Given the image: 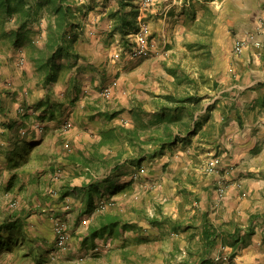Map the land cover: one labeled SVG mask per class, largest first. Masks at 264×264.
Listing matches in <instances>:
<instances>
[{
  "label": "trees",
  "instance_id": "16d2710c",
  "mask_svg": "<svg viewBox=\"0 0 264 264\" xmlns=\"http://www.w3.org/2000/svg\"><path fill=\"white\" fill-rule=\"evenodd\" d=\"M96 1L0 0V57L11 51L14 53L12 56L17 58L16 65L20 68L24 67L27 60L33 62L35 72L40 78V84L49 90L47 98L41 100L37 105L28 107L21 105L18 108V114L23 117V121L20 123V128H17V133H14L13 139L10 140V143L15 145L10 150L12 155L6 156L7 162L0 157V196L1 193H18L26 188V183H29V181H21L23 176L26 177V170L31 168L23 161L29 157L31 147L41 139L42 134L46 131L45 119L47 116L56 114L54 108L58 106L59 102L52 97L53 86L58 83H68L74 90L80 87L79 74L88 67L79 63L83 55L78 50L77 44L84 29L83 20L95 8ZM117 1V8L109 12V15L114 18V24L108 37L119 32L121 39L127 42L124 45H130L131 52L139 44L137 38L128 39V36L137 26L140 8L135 5L134 0ZM185 2L188 4L184 8L185 14L195 17L197 13L196 0H185ZM42 32L44 36H41L45 40L43 47L35 42L34 37L36 33L43 34ZM169 70L174 76V82L178 85L182 78L181 75L173 68ZM70 72H74V74L69 76ZM191 80L196 83L195 79ZM112 82L104 85L103 88L111 85ZM76 100L77 96L71 102L76 103ZM200 103L201 96H198L197 93H188L183 97H178L173 93L159 94L157 98L155 97V111L149 110L142 102L136 103L135 107L130 109L134 125H127L125 122L124 124L107 125L99 130L100 139L94 143L95 148L99 150L101 147H106L111 154L107 156L105 152L101 153L95 150L92 159L98 160L99 165L105 168H111L112 173H108L105 180H97L83 185V193H81L86 206L85 213H91L96 209L98 221V224L91 223L84 241H90L93 244L97 237H104V244L100 248L95 245L94 252L119 248L121 259L129 260L130 256L128 255L132 253L135 259H139L141 255L130 250V245L134 243L133 240L144 241L148 237L145 235L147 231L156 227L161 237L173 230L187 233L185 237L187 239L185 245L187 254H183V247L177 243V252L173 251L172 254L176 252L175 256L182 254V257L175 262L170 260L171 264H237L234 258L239 253L240 244L245 243L248 236L255 233V228L252 225L242 234V226L236 225L233 227L234 229L218 226L208 212L195 211L192 215L175 217L172 213L164 211V205L169 201L167 198L156 204L157 208H155L154 214H151L149 210H143L136 221L126 218L121 211H118L117 199L111 196V194L132 189L130 184L137 178L138 170L135 169L131 174H128L129 177L123 179L124 184L111 180L115 175L113 171H118L122 164L141 166L148 161L147 164L153 165V161H158L168 149L180 141L192 139L195 134L203 130L204 121L208 120L209 113L198 116L195 114ZM1 108L4 110L3 106ZM30 114H37L38 118L31 121ZM103 114L112 120L119 114V111ZM186 118H190L189 121ZM65 121L71 123L69 120ZM15 124L16 121L13 119L11 121L0 120V125L9 129H13ZM40 127H43V130ZM60 130L62 133H66L70 128L61 126ZM20 142H23L22 145H18ZM68 154V159L71 162H80L91 167L89 158L76 157L77 155L72 151ZM166 164L163 163V166ZM2 165L5 166V169L2 168ZM57 167H52L54 176L52 180L50 179L48 189L33 192L31 199L35 204L34 207L23 203L22 209L11 214H5V211L0 208V264H4L5 253L21 250L24 247L29 248V255L34 258V262L37 264L49 260L56 261L60 253L68 250L69 246L64 249L65 251L57 246L55 225L57 221H63L69 231L66 217L72 204L70 198L71 196L78 197L80 192L78 187L72 186L70 183L63 184L61 188L55 187L54 181L63 176V168L58 169ZM147 176L150 175L147 174ZM224 185L226 184L224 183ZM159 186L160 182L158 181L152 186H148L147 190L155 191ZM105 195H108L107 198H104ZM102 200L105 201L103 208L100 207ZM47 202L63 204L65 211L52 214L44 207ZM35 212L39 213L42 217L41 220L32 217ZM145 220L147 223L144 222ZM49 223L52 224V227ZM46 224L52 228L50 231L54 234V245H50V241L45 240L44 235L41 234L42 228ZM129 232H131L130 236ZM69 236L71 237L70 231ZM39 240L41 241L39 242ZM219 243L229 244L233 247L227 257L222 253L215 255ZM48 246L52 248H48ZM27 254L23 253V255Z\"/></svg>",
  "mask_w": 264,
  "mask_h": 264
},
{
  "label": "crops",
  "instance_id": "0c3cea01",
  "mask_svg": "<svg viewBox=\"0 0 264 264\" xmlns=\"http://www.w3.org/2000/svg\"><path fill=\"white\" fill-rule=\"evenodd\" d=\"M214 3L219 15L216 37L221 34L227 37L230 30L236 31L237 37H241L253 34L262 26L258 30L260 33L257 34L262 41V49L256 52L253 51L254 47L247 46L242 53L245 55L244 64L230 66L228 58L226 62L223 57V63L221 58L216 67L220 73V84L215 101L219 106L221 121H225L222 131L226 135H234V139L237 142L240 141L239 144L235 143L223 153L220 170L204 181H200L201 188L197 187L198 191H195L197 209L193 208V213L198 209L201 213L208 212L215 224L223 228L240 225L243 227L242 234L252 225L255 233L248 236L245 243L240 244L235 261L237 264H252L255 258L251 255L256 252L262 254L259 262L264 261V0H215ZM92 21L90 19L89 23H84L86 25L77 44L78 50L83 55L79 63L88 67L79 74V89L74 90L68 83H58L53 86L52 97L59 102L54 108L56 114L47 116L46 131L42 134L43 136L31 147L29 157L25 161L21 159L27 165H32L26 170V177L23 176L21 179L22 182H32V192L29 197L35 190L48 189L50 179L52 180L54 176L52 167L56 166L58 169L63 168V176L54 181L55 187L61 188L65 183L78 187L80 195L70 198L72 204L68 213L73 218L67 217L70 225L72 221L74 224L80 223L70 228L79 234V238L83 241L91 223L98 224V221L96 209L91 213H85L86 206L81 195L82 186L97 180H105L108 173H112L111 168H105L99 165L98 160L92 159L94 151L98 150L94 143L100 139L99 130L107 125L125 122L127 125H134L130 109L135 107L136 103L142 102L149 110L155 111V97L157 98L160 94V92H153L149 87L147 88L149 93L142 95L133 83L128 82L126 75H121L118 76L119 85L115 90L114 99L110 105L105 103L100 90L115 78L116 65H112L110 61L111 54L114 56L113 62L116 61L117 50L115 48L113 53L110 52L109 46L105 43L106 38L104 41L103 34H96V25L90 24ZM111 26L108 25V28L102 31L105 37L112 30ZM41 35L44 36V33ZM99 38L102 39L101 44ZM44 44L45 40L40 46L43 47ZM230 44L232 46V41ZM223 52V48L218 44L217 53L223 55ZM13 54L9 51L0 57V102H3L0 103V120L16 121L13 129L0 125V157L6 162L8 161L6 156L12 155L10 150L15 146L10 143V140L23 121V117L18 114V108L21 105L25 107L37 105L47 98L49 92L40 84L33 62L27 60L24 67L20 68L16 65L17 58L13 57ZM72 74L74 72H70L69 76ZM76 96V103L71 102ZM114 111H119V114L112 120L103 114ZM36 115H29L31 121L38 118ZM65 120L71 121L72 126L68 132L62 133L60 127ZM23 142L18 145H22ZM42 146L46 150L41 151ZM70 151L77 155L76 157L89 158L91 167L80 162H71L68 159ZM98 151L105 152L107 156L111 154L106 147H101ZM34 161L37 162L34 163ZM147 162L141 166L122 164L118 171H113L115 175L111 180L124 184L123 179L129 177L128 174L135 169L141 172L144 180L148 174L145 168ZM2 168L5 169V166L2 165ZM170 176L175 174L171 175L167 171H162L156 175L160 186L155 191H148L139 181L133 180L130 184L132 189L111 194L117 199V210L121 213L135 210L139 215L143 210L157 208L156 204L167 198L169 201L165 203L164 211L177 217L179 209L172 201L173 197L169 195ZM223 182L226 184V192L219 200L216 186ZM22 197L25 200L26 195ZM44 207L52 214L65 211L63 204L55 202H47ZM32 217L38 220L42 218L38 212L32 214ZM127 218L138 220V218ZM50 225L52 227V224ZM78 226L79 229H75ZM103 244L104 237L99 236L93 244L90 241L85 242L84 248L95 251L93 248L95 245L100 248ZM232 250L231 245L219 243L215 255L219 253L228 255Z\"/></svg>",
  "mask_w": 264,
  "mask_h": 264
},
{
  "label": "rangeland",
  "instance_id": "374dc122",
  "mask_svg": "<svg viewBox=\"0 0 264 264\" xmlns=\"http://www.w3.org/2000/svg\"><path fill=\"white\" fill-rule=\"evenodd\" d=\"M214 1L196 0L197 13L194 17L193 15L185 14L184 8L188 5L185 0H151L149 3H145V0H134L135 5L140 8V13L136 23L137 26L129 34L128 39L137 38L136 32L139 29L140 17H142L143 21L145 20L149 23V29L145 35L146 53L140 57H133L131 55L130 45H124L127 42L121 39L119 32L115 33L112 37H108V34L105 37L102 32L105 28H108V25H112L110 28L113 29L114 18L109 15V12L117 8V0H97L95 8L83 20V25H86L84 23H89L90 19H92L93 21L90 24L96 25V34H103V40L106 38V41H104L109 46L110 52L113 53L115 48L117 50V55H115L116 61L113 62L114 56L112 54L110 61L112 65H116L117 69L115 78L112 79L113 81H117V84L114 86V95L107 98L102 94L105 87L100 90L106 104L110 105L114 99L115 90L119 85L118 76L121 75H126L128 82L133 83L141 91L142 95L149 93L147 88L150 87L153 92H160V94L173 93L178 97H183L188 93H197L198 96H201V103L197 106L195 114L198 116L209 113L208 120L204 121L203 130L195 134L192 139L180 141L168 149L165 154L166 156L159 158L158 161H153V165L146 164L145 168L148 171V175H150L146 179H142L139 170L136 178L147 189L148 186H152V184L159 181L156 179V175L161 173L162 170L171 173V175L175 174V176H170L169 179V195L173 197L172 201L176 203V207L179 209L178 216L194 214L193 208L197 209L195 205L197 201L195 191H198L196 189L200 187V181H204L217 173L222 164L223 153L235 145V143L239 144L240 141L238 140L237 142L234 139V135H226L222 131L225 121H221L219 106L215 101L220 84V73L216 67L221 58L223 63V57L226 62L228 58L230 66L244 64L245 55H242L243 52L238 54L234 50L235 39L239 38L236 35V31L230 30L227 37L223 34L216 37V31L219 26V15ZM255 31L258 32V29ZM249 35L246 34L241 36V38H248ZM34 37L38 45L43 42L41 34H35ZM102 39L99 40L100 44ZM230 41H232V46ZM218 44L224 50L223 55L217 53ZM247 46L254 47L253 51L255 50L256 52L262 49V46L257 47L254 44L252 46V42H249ZM170 68L177 70L182 77L178 85L174 82V76L170 72ZM191 79H195L196 83L191 82ZM155 82L156 84H154ZM189 119L186 118L187 121ZM65 123L66 121L61 126L64 127ZM40 150L44 151L46 149L42 146ZM213 157H220L221 162L215 172L209 173L206 169L208 161ZM167 159H169L168 162H164ZM163 163L167 164L163 166ZM29 166L32 167V165ZM222 184L220 183L216 186L217 192ZM31 185V182L26 183V188L22 191L20 190L18 193H1L0 208L5 211V214H11L16 212V210L22 209L23 203H28L29 206L34 207L35 204H33L31 199L32 195L29 197L32 192ZM24 194L26 195L25 200L22 197ZM106 196L108 195H105L104 198ZM218 199H222L219 194ZM14 201L18 202L17 206L11 205ZM149 212L154 214L155 208L149 209ZM123 215L126 218L139 219V215L136 214L135 210L125 211ZM67 216L73 218L69 213ZM66 218L68 221V217ZM144 222L147 223L146 220ZM76 224L73 221L71 225L68 224L71 233L68 250L60 253L56 261L49 260L41 264H171L170 260L175 262L182 257V254L174 255L177 252V243L183 247V254H187L185 249L187 243V239L185 238L186 232L173 230L161 237L156 227L150 228L153 232L147 231L145 235L148 237L144 241L137 242L133 240L134 243L130 245V250L141 255L139 259H135L133 253L128 255L130 256L129 260L121 259L119 248L117 250H100L96 253L92 249L85 250V242L79 238V234L73 232L70 228ZM50 228V225L46 224L42 228L41 234L44 235L45 240L50 241V245H54L55 238ZM75 229H79V226ZM128 235L130 236L131 232ZM195 239L197 240V238ZM194 241L193 239L192 242L194 243ZM48 248L52 247L48 246ZM173 251L176 252L172 254ZM23 253L28 254L23 255ZM29 253L28 247L7 252L4 254V264H37ZM224 256L227 257V255ZM251 256L255 258V262L252 264H264V261L259 262V258H262L261 252H256ZM234 261H236V257Z\"/></svg>",
  "mask_w": 264,
  "mask_h": 264
},
{
  "label": "built area",
  "instance_id": "2783aa9c",
  "mask_svg": "<svg viewBox=\"0 0 264 264\" xmlns=\"http://www.w3.org/2000/svg\"><path fill=\"white\" fill-rule=\"evenodd\" d=\"M151 0H145V3H149ZM261 27H259L260 29ZM149 29V25L148 23H146L145 21H143L142 17H140L139 20V29L136 32V37L137 40L139 42V44L137 46H135L132 50H131V55L133 57H140L142 55H144L146 53V44H145V35L147 34ZM258 29V30H259ZM258 32H254L253 34H250L248 38H237L235 39L234 42V50L236 53L241 54L244 50V48L247 46V44L249 42H252L255 46L260 47L262 46V41L258 38L257 34ZM117 84V81H113V83L109 86H106L103 91L102 94L107 97L110 98L113 96V89L114 86ZM38 126V124H36ZM71 123L70 122H66L63 128H70ZM41 130H43V127H40ZM221 162L220 157H213L208 161V165H207V171L209 173H213L215 172L218 167L219 164ZM226 186L224 185V183L218 188V194L223 197L225 192H226ZM18 202L14 201L12 203L13 206H17ZM105 206V201L102 200L100 207L103 208ZM55 230H56V235H57V246L61 249H67L68 247V243H69V231L67 229V225L65 222L63 221H57L56 225H55Z\"/></svg>",
  "mask_w": 264,
  "mask_h": 264
}]
</instances>
